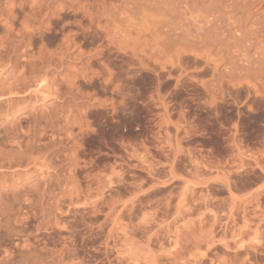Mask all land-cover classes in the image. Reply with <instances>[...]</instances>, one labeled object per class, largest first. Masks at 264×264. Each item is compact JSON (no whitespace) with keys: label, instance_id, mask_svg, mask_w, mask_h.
Instances as JSON below:
<instances>
[{"label":"rangeland","instance_id":"1","mask_svg":"<svg viewBox=\"0 0 264 264\" xmlns=\"http://www.w3.org/2000/svg\"><path fill=\"white\" fill-rule=\"evenodd\" d=\"M0 264H264V0H0Z\"/></svg>","mask_w":264,"mask_h":264}]
</instances>
